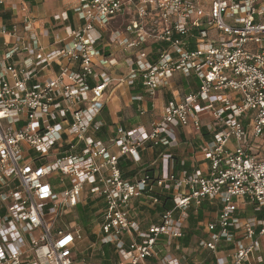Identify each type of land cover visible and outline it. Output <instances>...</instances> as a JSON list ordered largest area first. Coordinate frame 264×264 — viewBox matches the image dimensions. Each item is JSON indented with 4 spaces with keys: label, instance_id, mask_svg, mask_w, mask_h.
Segmentation results:
<instances>
[{
    "label": "built area",
    "instance_id": "1",
    "mask_svg": "<svg viewBox=\"0 0 264 264\" xmlns=\"http://www.w3.org/2000/svg\"><path fill=\"white\" fill-rule=\"evenodd\" d=\"M80 2L82 23L65 28L67 44L55 33L57 48L40 43L49 32H36L26 8L20 23L0 21L10 41L0 55V264H88L78 250L82 229L56 224L86 199L101 204L100 244L122 263L190 264L179 243L189 213L208 203L217 216L197 223L196 249L210 264H264V0ZM128 8L133 18L111 33ZM108 33L129 54L125 76L109 74L117 63L100 48ZM148 40L160 47L147 50ZM174 74L193 77L196 91H173L148 131L115 128L111 151L98 116L113 84L138 83L152 99L176 87ZM187 127L209 136L199 146L202 165L176 174L161 153L163 171L123 177L122 158L138 163L140 152L169 147ZM161 196L173 206L143 229L134 206L155 208Z\"/></svg>",
    "mask_w": 264,
    "mask_h": 264
},
{
    "label": "crops",
    "instance_id": "2",
    "mask_svg": "<svg viewBox=\"0 0 264 264\" xmlns=\"http://www.w3.org/2000/svg\"><path fill=\"white\" fill-rule=\"evenodd\" d=\"M80 3V0H0V21L7 27H10L11 24L15 22L20 23L17 15H19L18 13L22 8H26L30 12V15L36 20L34 24L36 32L39 33L42 29H46L49 32L45 38L40 37V43L46 49L57 48L61 47V45L54 44L53 35L55 33L61 38H65L64 44H67L68 39L65 36V28L68 26L71 28H78V26L81 25L82 22L79 21L74 14V9L77 8ZM61 14L67 16L68 20L66 22L55 19L56 17H60ZM130 14L133 15V10ZM130 20L128 22L126 21V24H122L118 27L115 25L117 23V18L112 20L109 27L110 32L112 33L114 30H123L124 26H126ZM19 27L22 28V26ZM104 38L105 39L100 44V48L106 55L114 58L117 63L116 66L109 71V74L112 75V77L125 76L128 72L125 60L129 57V54L115 43H110L109 33L105 35ZM8 42L10 41H8L6 37L0 35V55H2L1 53L6 48ZM158 46L152 43L151 40H148L145 47H147V50L155 51ZM52 69L53 71H57L56 66H53ZM168 82L175 84L176 87L174 89L164 88L157 92L152 99L145 97L144 90L138 83L135 87H129L126 84H113V91L106 97L105 107L98 116L103 124L98 133V137L110 147L111 151H116V149L109 145L110 139L114 136L113 133L115 128L122 127L125 130H131V128L143 127L148 131L153 124L161 119L164 107L169 102L173 101V91L177 90L181 97L184 94L196 91L198 86V82H196L193 77L186 78L181 74L170 76ZM134 95L143 96L145 101L144 104L142 105L132 100ZM142 107L146 110L144 115L139 114V110ZM176 133V141L169 147L157 149L149 148L145 152H140L141 160L138 163L122 158L119 167L121 168L123 177L125 179H132L135 176H141L143 172L149 170H151L150 173L152 174L163 171L165 162L162 163L161 161V153H168L172 156L168 166L176 174L183 172V170L191 171L193 168L202 165V155L199 146L208 142V140H206L209 139L207 133L204 131L198 133L194 132L190 127L177 130ZM158 220L159 218L156 222H158ZM202 221L203 220H201V222ZM189 248L188 246L183 249V251H190ZM202 253L205 254L204 252ZM202 253H200V255H202ZM206 257L207 255L204 258L198 255V257L194 256L192 258H187V260L190 264H202ZM153 260H156V258H152V260L146 262V264H155Z\"/></svg>",
    "mask_w": 264,
    "mask_h": 264
},
{
    "label": "rangeland",
    "instance_id": "3",
    "mask_svg": "<svg viewBox=\"0 0 264 264\" xmlns=\"http://www.w3.org/2000/svg\"><path fill=\"white\" fill-rule=\"evenodd\" d=\"M202 3H204V6L207 7L209 5V0H201ZM206 10V9H205ZM132 12L131 8L126 9L120 16L117 18V23L115 24L116 27L126 24V21L128 22L130 19H132ZM85 197V196H83ZM86 202L89 203V199H86ZM84 205L86 203L83 201ZM93 203V202H91ZM81 205V204H80ZM89 206V212L84 216L85 219H87V224L83 226L82 221L84 218L81 217L80 212L78 211V206L74 208H67L64 209L63 212L57 217L56 224H58L60 227H79L82 229V233L84 236V240L79 243V253H83L87 255V262L88 264H119L123 262V259H126L124 256L121 259L119 257V254H116L114 252V249L110 246H104V248L107 250L108 253L106 255L102 254V245L100 244V233H99V226L101 224L100 219V213L99 210L101 208V204L99 207H92L94 206L92 204H87ZM135 214L138 216L139 219L142 221L143 229L147 227L148 224L151 222H156L159 218L157 213L154 212V209L152 207H147L145 205H141L137 203L135 206ZM218 208L215 206H211L208 203H206L205 208H203V221L207 220H214L216 218ZM194 215V213H192ZM187 230V229H186ZM194 232L196 234L191 238L189 242V249L190 251L186 250L185 252H180L181 256H184L186 258H192L194 256L198 255L201 258H204L206 255L202 253L200 255L201 251L196 249V241L202 236L203 232L201 231V228L196 225L193 227ZM180 244V243H179ZM171 251L173 250V246L169 247ZM83 254L80 255V257H83ZM108 255V256H107ZM211 258L207 255L205 261H210ZM126 261H124L125 264ZM157 263V260H153V263ZM203 263V262H202Z\"/></svg>",
    "mask_w": 264,
    "mask_h": 264
},
{
    "label": "trees",
    "instance_id": "4",
    "mask_svg": "<svg viewBox=\"0 0 264 264\" xmlns=\"http://www.w3.org/2000/svg\"><path fill=\"white\" fill-rule=\"evenodd\" d=\"M159 47H157L158 49ZM206 136V135H205ZM209 141V139H206ZM177 171V170H176ZM151 172V170L147 171L146 173ZM161 201L160 203L153 208L154 212L157 213V215L159 216L162 212L167 211L168 209H170L173 206L172 200L170 196H161L159 198ZM86 205L81 204L78 205V211L81 214V217L84 218V216L89 212V206L87 204H92L91 202L87 203L85 202ZM203 208H205V205H202L199 210L196 212V214H192L191 212L189 213V218H188V227L186 230V235L185 238L182 239L180 241V247L181 249H185L186 247L189 246V242L191 240V238L196 234V232H194L193 227L197 225V223L201 222V220H203L204 216H203ZM87 219L84 218V220L82 221L83 226L87 224ZM102 251L104 252V254L106 255L107 250L104 248V246L101 247ZM108 256V255H107ZM202 264H210V261H204Z\"/></svg>",
    "mask_w": 264,
    "mask_h": 264
}]
</instances>
